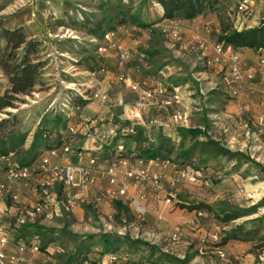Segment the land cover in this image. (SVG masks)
Instances as JSON below:
<instances>
[{"label":"rangeland","instance_id":"obj_1","mask_svg":"<svg viewBox=\"0 0 264 264\" xmlns=\"http://www.w3.org/2000/svg\"><path fill=\"white\" fill-rule=\"evenodd\" d=\"M61 1L65 14L62 19H57L48 12V7L41 0H34L32 3L27 2V0H0V20L3 24H10V22L17 20L24 21L25 15L30 12L29 8H33L37 21H46L50 34V37L46 36L45 56H42V61L48 65L45 67L47 74L44 75L46 78L43 79L42 85L30 95L20 97V101L15 102L14 107L7 108L0 113V150H8L9 154H12L10 155V162L0 161V180L7 186V192L1 201L4 204L8 203L7 199L14 183L29 182L8 181L6 176L10 165H22L23 162L28 161L29 148L34 142V137L39 128L46 129V127L56 124L62 117L66 119L72 117L83 108L91 116H98L89 106L91 104L89 99L93 94L101 92L106 97L105 104L102 105H111L113 108L110 110L116 115L123 114L124 106L120 105L121 102L130 104L133 107L132 111H134L133 120L135 118L134 122H138L139 125L143 120H145L146 125H151L153 124L152 116L156 117L161 114L155 110L150 111V109L163 95H156L154 99H147L143 97L141 92L133 91L132 84L137 82H133L128 73L126 74L127 77L121 74V64L116 56L118 52L128 51L131 55L130 63L137 60L140 48L146 50L150 56L149 64L152 66L150 71L153 72L150 77L154 79L153 82L159 80L154 78L156 71L163 70L166 72V66L171 63L177 64L179 67L178 74L171 78L167 76L164 81L191 82L197 88L199 97L206 98L217 90H223L227 82L224 80L225 76H221L223 74L220 73L221 68L207 65V60L211 58V55L204 57L203 53L206 49H202L200 43L196 42L195 44L191 41L185 32L201 35L200 42H203L205 46H211L218 43L221 34V22L226 27L243 31L257 28L264 21V0H216L215 13L211 14L205 23L198 24V26L193 24L187 28L177 25L180 36L175 40L161 33V27L165 24L155 27L156 32L153 35H147L146 31L144 34L137 33L133 31L131 25L127 24L119 30L116 46L109 50L105 57H102L99 53L96 54L92 51L82 52V49H78L77 46L90 48L89 42H96L89 36V31L96 30L98 21L117 11L116 0H113L114 3L109 2V0ZM124 1L126 5L132 8V14H136V9L140 7L141 0ZM240 5L247 8V15H243L242 11L237 12L236 8ZM159 11L161 8L158 3L151 4L149 8L151 15H157ZM60 22L62 23L60 24ZM24 29L29 30L28 27ZM34 35V33L30 34L29 37L34 38ZM3 42L4 40L0 38V45H4ZM145 43L146 49L143 48ZM92 57L103 58L101 64L106 67L101 71L97 68L94 77L87 74L85 69L80 66L82 63L87 68L95 67L96 60L90 59ZM226 60L228 59L226 58ZM240 62L245 80L248 75L245 73L243 62L241 60ZM223 64L225 63L223 62L221 66ZM127 69L126 67V72ZM200 71L206 72L201 74ZM112 73H115L116 78L110 88L96 87V82L101 83L106 76ZM8 88V79L0 69V96ZM201 90L203 91L201 92ZM181 99L180 96L179 101ZM141 103L143 106L139 107ZM115 104L119 105L115 107ZM142 110L150 111L146 114L147 119L143 117ZM176 112L178 121L185 126L186 123H182L181 119L183 112L180 109H177ZM175 121H177L176 118ZM206 121H208L209 127L208 136L220 141L226 149L234 153L244 154L254 163L239 160L238 165L233 169L236 174L231 178V172L229 169H225L231 166L230 160L227 159V163L214 160L206 168L200 165L203 171H201V177L194 183H171V188H167L165 182L169 177L172 180L176 179V169L155 170L162 171L165 179L160 191H156L151 186L150 188L159 195L161 192L164 202L160 209L151 211V213L144 211L141 217L134 213V220H130L129 216L117 212H104L101 205L109 199L105 195L106 189L101 192L97 191V187L94 189L95 193L103 196V202L98 205H92L93 203L88 199L90 204L87 202L79 203L74 210H67L61 204L48 208V215L44 214L37 217L36 222L40 221L43 227L57 231L54 238L56 244L64 250L62 253L63 262L74 256L77 262L88 260L90 263L96 264L101 257L102 243L106 237H109L114 246L118 245L116 253L122 257L120 264H169L166 260L161 261L159 259L160 251H157L155 256H151L149 247L119 245L125 238L148 243L160 248L162 253L182 259L186 255H193L194 259L191 264H264V250H262V243L259 241L255 245L257 246L256 252L260 255V263H256V257L252 253V244L232 241L228 247H216L226 232L250 221L255 223L247 227L263 226L262 235H264V221H259L264 218V207L257 214L232 222L228 226L221 225L208 213L198 215L194 212L190 216L191 213L177 207L178 202L214 205L226 201L232 206L246 210L253 208L264 199V126L254 125L249 115L243 116L241 120L212 116ZM225 130L228 131L227 135L235 138L233 142L226 140ZM126 138L128 139V137ZM200 140L204 142L207 139L202 137ZM82 145L83 140H79L72 145V148L76 149V146ZM178 154L175 152L170 156L169 166H175L174 163H176ZM63 158L62 152H58L53 160L63 163ZM185 162L190 165L188 160ZM193 164L198 163L194 162ZM196 167L192 166L190 170H196ZM167 200H170V203H166ZM79 208L81 210L77 211ZM24 209L31 208L22 205L17 210V215H10L2 209L0 210V221L4 218L11 220L15 218V223H17L19 217H25ZM178 229L179 231L176 232ZM14 230L17 229L13 225L12 231L9 229L6 231L10 236L15 234ZM118 239L119 243L115 244ZM39 264L48 263L42 261Z\"/></svg>","mask_w":264,"mask_h":264},{"label":"trees","instance_id":"obj_2","mask_svg":"<svg viewBox=\"0 0 264 264\" xmlns=\"http://www.w3.org/2000/svg\"><path fill=\"white\" fill-rule=\"evenodd\" d=\"M114 1L109 0V2L112 3H114ZM116 2L117 11L114 14L103 17L97 22L98 28L96 30L89 31V36L96 42L90 41V48L77 46L78 49H82V52L92 51L97 54L98 48L104 40V37L108 33L118 32L127 24L131 25L137 31H149L150 34L153 35L156 32L154 28L160 26L158 24L163 22L192 21L199 17L210 16L215 13V5L217 4L216 0H141V5L138 9H136V14H132V8H130L129 5H126L124 0H116ZM153 3H158L161 7V11H159L157 15H151L149 13V8ZM240 7L243 8V15H247V8L244 5H240L236 8L237 12L240 11ZM61 23L62 22H60V24ZM221 25V34L219 36L218 43L223 44L225 47H231L233 53L237 54L239 49L244 48L251 49L253 51L264 50V21L257 28L243 31L226 27L223 22H221ZM30 34V31H26L24 28L8 30L4 27L2 20H0V38L4 40V45H0V69L8 79L9 84V88L2 96H0V113L7 108L14 107L15 102L20 101V97L33 93L39 86L42 85L43 79L46 78L44 77V75L47 74L45 67L48 65H46L45 61H42V56H45V43L29 37ZM68 42L70 43L69 40ZM146 53L147 59L142 62L143 65L139 62L137 67L140 68V70H144L150 65V56L148 52ZM90 59L96 60L97 66L95 65V67L93 66L92 68H87L86 66H83L82 63L80 66L93 74L97 73V68L100 71L106 69L105 65L101 64L103 58L97 59L92 57ZM157 73L158 71H156L155 75H157ZM68 123L69 119L62 117L56 124L52 125V127H46V129L39 128L38 138L43 144V148L45 149L44 151L56 150L68 143L69 139L63 140V135L61 134L62 132H67L69 126ZM115 123L121 124L124 128L131 125L118 121ZM208 129V123H205V130H201L200 128L178 129V132L183 140L182 145L185 140L189 138L193 141V143L188 151H183L178 154L176 163H174L177 170H187L192 166H197L196 171L201 172L203 171V168L200 165H203L206 168L211 160L216 157H225L230 161L236 160L237 163H239V160H246L254 163L244 154L234 153L229 149H226L219 142L213 140L210 136H208ZM201 137H204L207 140L202 142L200 140ZM119 138L125 137H117L111 145L105 146L103 150L104 153L101 152L93 155L97 156L99 161H110L114 157V149L116 146L115 141ZM128 138L135 141L138 144V147L135 150H126L127 155L142 159L146 163L150 161L169 162L170 156L174 153V147H171L170 144L166 143H162L158 147L154 144L148 143L147 146L143 147L142 145L146 143L147 140L144 138L143 132L139 128H137L136 135L129 136ZM106 149L109 150L105 152ZM104 154L105 156H103ZM8 155H10L8 150H0V157ZM36 158L37 155L34 156V159ZM186 160L190 162L191 166L185 162ZM194 162L198 164H193ZM23 166H28V164ZM178 203L177 207L182 210H186L189 213L196 212L198 215L208 213L212 215L223 226H228L232 222L255 215L261 208L264 207V199L253 208L246 210L240 209L237 206H232L226 201L218 202L214 205H208L205 203ZM113 205L118 214H124L129 216L130 220H134V215L131 214V209L127 204H124L123 201H115L113 202ZM259 221L263 222L264 218ZM253 223L255 222L250 221L247 222V224L232 228L230 231L226 232L223 237H221V240L216 244V247L224 248L232 241L252 244V253L256 257V263H260V255L256 252L257 246L255 243L257 241L261 242V248L264 250V235H262L263 226L247 227ZM15 225L16 228L19 229L25 227L22 229V232L24 231L23 236L29 235L27 230L32 227L35 229L37 234L55 242L54 235H57V231L39 225L38 221L34 224L26 223L18 225V223H15ZM119 239L118 241H115V244L119 243ZM120 244H128L130 246L143 245L149 247L151 256H155L157 251H160L161 253L159 259L161 261L166 260L169 264H191L194 259L193 255H186L183 259L177 256H171L164 252L162 253V250L156 246H152L141 241H133L129 238H125L121 241V243H119V245ZM39 248L40 251H44V248H41L40 246ZM117 250L118 245L114 246V243L110 241L109 237H106L102 243V251L100 254L101 256H105L109 253H116ZM62 251L64 253L63 249ZM59 253L62 254V252ZM85 261L88 260L77 262L73 256L68 258L64 264H82Z\"/></svg>","mask_w":264,"mask_h":264},{"label":"crops","instance_id":"obj_3","mask_svg":"<svg viewBox=\"0 0 264 264\" xmlns=\"http://www.w3.org/2000/svg\"><path fill=\"white\" fill-rule=\"evenodd\" d=\"M33 1L34 0H27V2L29 3H32ZM41 1H43L45 5L48 7L49 9L48 12H50L57 19H62V17L65 14V11L61 0H41ZM29 11L30 12H27V14L25 15L24 21L17 20L16 22H10V24L4 23V27L8 30H15L18 28L28 27L30 33L35 34L34 39L43 41L46 44V36L50 37V34L48 33L46 21L42 20L41 22H38L36 19V13L34 9L29 8ZM207 18H209V16L199 17L192 21H182V22H173V23H175L176 25H180L182 28H187L188 26L193 24L195 26H198V24L201 25L202 23H205ZM166 23L168 22H163L158 25H163ZM133 31L144 34V32L137 31L134 28ZM185 33L188 35L187 37L190 38L191 41H193L195 44L196 42L200 43V40L202 39L201 35L192 32H185ZM209 46L210 45H208V47ZM203 55L204 57L206 55H212V51L210 50V48H207L203 53ZM237 55L240 57V60L244 64L246 75H253V79L250 80L248 78H245L244 84L240 88L233 85L230 80L231 64L228 60L225 59L226 60V61L224 60L225 64H223L219 68H221L220 73H223L221 76H225L224 80L227 83L225 84L223 90H217L216 92H213L211 95L207 96L206 98H200L198 95L197 88H195L192 85V83L188 81L179 83L175 81L172 82L171 80H169L168 82L159 79L157 82L156 81L153 82L154 79H151L150 77V75H152L153 73L150 71L152 69L151 65L145 68L144 71H140L137 68L139 65V61L137 58H136L137 60H133L132 62H130L127 65L128 68L127 73L133 82H138L140 80L145 81L147 83L145 89H151L152 91L155 92L161 90L163 92L162 94L163 96L160 97L156 105L150 109V111L155 110L161 114H158L156 117L152 116L153 124L146 125L144 123L145 120H143V122L140 124L141 126L140 125L138 126V128L143 132L144 138L147 140V142L144 143L142 146L145 147L148 145V143H150L158 147L162 143H166V144H170L171 147H174V153L175 152L181 153L183 151H188L191 148L193 141H191V139L189 138L185 140L184 144L182 145L183 140L178 132V129L200 128L201 130H205V123L206 122L208 123L206 119H210L212 116L214 117L218 116L221 118L224 117L236 118L238 120H241L243 116L249 115L254 125L264 126V79L259 73V61L262 58H264V50L253 51L251 49L244 48V49H239ZM165 69H167L166 72L168 78H171L172 76L174 77L179 72V67L175 63H171L169 66H166ZM85 71L87 74L92 75L94 77L95 74L90 73L87 70ZM205 72L206 71H200L201 74H205ZM115 78H116L115 73L109 74V76H106L101 83L96 82V87H101L103 89L110 88ZM91 80H93V78H91ZM126 88L128 89V87ZM236 90L238 91V94L234 95V92ZM202 91L203 90H201V92ZM174 94H179L182 98L181 101L175 102L173 100ZM118 105L115 104L114 106L117 107ZM121 105L124 106L123 114L116 115L113 114V112L110 110L111 108H113L111 105L110 106L107 105L105 106L102 104L100 105V103L97 102H91V104H89L91 109H93L94 113H97V115L103 120V122L99 125L98 131L104 132L111 126L112 122L118 121L130 125L135 121V118L133 120V115H134V111H132L133 107L127 102L126 103L122 102ZM177 109H180L183 112L181 119H182V123L184 122L186 123L185 126H183L181 122L178 121L176 115ZM150 111L142 110L143 117H145V119L148 118L146 114ZM80 112H82L85 115H90V113L84 108ZM80 112L68 118L69 119L68 125L77 122L76 118L78 117ZM175 118L177 121H175ZM225 133H226V137H225L226 140L233 142L235 138L232 137L231 135H227L228 133L227 130H225ZM63 135H64L63 140L69 139L68 143L71 145H74V143H77V141L79 140H83V145L76 146V149H85L93 152L98 146L97 144H94L91 140H87V138L82 135L71 136L67 132H65V134ZM126 139L125 138L117 139L115 141V145L124 144L125 141L129 140L124 144L126 150L137 149L138 144L135 141H132L129 138L127 140ZM215 141L220 143V141L218 140ZM29 149H30L29 159L28 161L23 162L22 165H26V164L30 165L38 161L41 158V156H43L48 152V151H44L45 149L43 148L42 142L39 141L38 133L35 135L34 142L32 143ZM108 150L109 149H106L105 152H107ZM10 155L12 154L10 153ZM36 155L37 158L34 159V156ZM214 160H217L218 162H222V163H227L228 161L225 157L213 158L211 162ZM62 162L77 164L76 159L65 158V157L62 159ZM99 163L100 166L103 167L105 166L106 161L101 160L99 161ZM230 164L231 166L225 169L226 170L229 169V171L231 172L230 176L232 178L236 174L233 169L236 167V165H238V163L236 160H233L230 161ZM151 165L153 166L154 170H160L162 169L163 166L161 162L157 163L155 161H152ZM167 168L170 169L175 168L176 169L175 174H177L176 166L171 165L168 166ZM35 183H36L35 180L24 182L22 184L14 183L11 188V192H10L11 194L7 199L8 203L4 204V202H1L0 210L3 209L7 211L10 215H17V210H19V208L22 207V205H25L27 207L29 206L30 208L34 207L39 200V195L35 193L33 190V186L35 185ZM171 183H173V180L171 179V177H169L165 182V186L167 188H171L170 187ZM124 185L128 190L127 198L122 199L124 204L127 203L128 200H132V199L139 200V192L141 191L146 196L144 200L140 201V205L143 211H146V213H151V211H155L161 208L164 202L163 201L164 198L161 196L162 194L161 192H159L160 193L159 195L158 193L153 191L150 188V186H148L147 184H142L137 189L133 187V185L130 183H126ZM96 187H97V191L103 192L105 191L104 189L107 188L106 182L100 180ZM14 197H16L19 201L13 200ZM101 209L104 212H108V213L111 211L116 212L113 202H111L110 200L106 202L104 201V203L101 205ZM79 210L81 209L80 208L77 209V211ZM131 212L135 216L134 211L132 209ZM193 213L189 215L191 216ZM15 221H16L15 218L14 220L4 218V220L0 221V227L12 231L13 225L16 226ZM41 224L42 223L39 221V225ZM24 228L25 227H23L22 229ZM16 229L17 230L13 231L15 234L9 236V241L5 248V252L8 257L16 253V249L18 245L21 243H26L28 246H33L37 244L41 248H44V251H41L40 253L37 254H32L30 252L26 253L23 256L22 261L18 262L17 264H39V262L42 263V261L48 264H64L63 262L64 256H62V254L59 253V250L61 248L56 244V242H53L49 238H44L41 235L37 234L35 232V229H33L32 227H30L27 230V232H29V235L26 236H23L24 231L22 232L21 228L20 229L16 228ZM228 246L229 245H227L226 247ZM96 264H107V262H105L104 256H101L99 260L96 262Z\"/></svg>","mask_w":264,"mask_h":264},{"label":"built area","instance_id":"obj_4","mask_svg":"<svg viewBox=\"0 0 264 264\" xmlns=\"http://www.w3.org/2000/svg\"><path fill=\"white\" fill-rule=\"evenodd\" d=\"M159 6V5H158ZM160 7V6H159ZM161 8V7H160ZM242 11V7L239 8ZM161 33L171 39H178L180 31L177 25L173 22H168L161 27ZM146 34H150L149 31ZM119 36L118 32L108 33L104 40L101 42L98 53L102 57L107 55L109 50L114 48ZM200 46L203 49L210 48L212 51L211 58L207 60L209 67L218 68L227 58L231 64L230 80L233 85L240 88L244 84V76L241 68L240 58L237 54L233 53L231 47H225L221 43H215L211 46H205L200 42ZM143 48H147L146 43ZM121 64V74L127 77L126 67L130 61L131 55L128 51H120L116 54ZM137 59L142 64L147 59L146 50L141 49L137 54ZM143 65V64H142ZM140 70V68H138ZM259 70L264 79V58L259 61ZM141 71V70H140ZM156 79L164 80L167 78V72L158 71ZM248 79L252 80L253 75H248ZM147 83L145 81L132 84L133 91H139L144 98L154 99L156 95H161L163 92L152 91L151 89H145ZM238 91L234 92L237 95ZM180 99L179 94H174L173 100L178 102ZM90 102H99L105 104L106 97L97 92L89 99ZM122 102L120 103V105ZM143 103L139 104L142 107ZM82 111V110H80ZM77 122H74L68 126L67 133L72 136L82 135L91 140L94 144H97L95 151H89L85 149H73L72 145L67 143L59 149L48 151L41 158L28 165H10L6 180L12 182H23L35 180L36 185L34 192L39 195L37 204L31 209H24L25 217H19L17 220L18 225L26 223L34 224L36 218L48 213V208L63 205L67 210H74L79 203H89L92 205H98L103 202V196L95 193V187L101 180L106 182V194L111 202L122 201L127 198L128 190L126 189V183H130L136 189L142 185L147 184L154 188L156 191H160L162 188L163 180L165 176L162 171H155L151 162L146 163L144 160L129 156L126 153L124 144H117L114 149V157L110 161H106L105 166L101 167L99 158L93 154L103 152L105 146H109L113 141L121 137H129L137 134L138 122H133L127 128H124L121 124L112 122L111 126L104 132L98 131L99 125L103 122L99 116L85 115L82 112L76 118ZM138 121V120H137ZM62 135L65 132L61 133ZM64 136V135H63ZM58 152H62L65 158L76 159L77 164L74 163H61L54 161L53 157ZM0 161L10 162V155L0 157ZM157 162V161H155ZM159 163V162H157ZM163 164L162 169H166L170 163L161 162ZM201 177V172L196 170H177V177L173 180L175 184H186L188 182L194 183ZM208 185V183H206ZM7 192L6 183L0 180V203ZM83 198V199H81ZM146 198L143 192H139V200H128L127 204L134 213L141 217L143 209L140 205V201ZM89 199V200H88ZM15 201H19L14 197ZM170 203V200H167ZM90 204V203H89ZM1 212V211H0ZM48 215V214H47ZM176 230V232H178ZM9 241V234L5 228L0 227V264H17L21 262L23 256L30 252L32 254L40 253L39 245L28 246L26 243H21L16 249V253L10 257L7 256L5 248ZM59 252L63 251L60 249ZM107 264H120L122 257L118 253H109L104 256ZM82 264H91L89 261H85Z\"/></svg>","mask_w":264,"mask_h":264}]
</instances>
